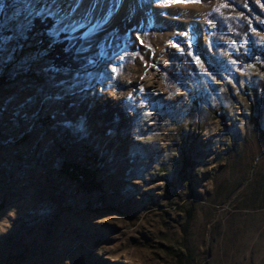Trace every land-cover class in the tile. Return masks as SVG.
<instances>
[{"label":"rangeland","instance_id":"obj_1","mask_svg":"<svg viewBox=\"0 0 264 264\" xmlns=\"http://www.w3.org/2000/svg\"><path fill=\"white\" fill-rule=\"evenodd\" d=\"M197 4L208 38L122 19L53 39L0 0V264H264V0ZM56 41L80 65L64 88Z\"/></svg>","mask_w":264,"mask_h":264},{"label":"snow or ice","instance_id":"obj_2","mask_svg":"<svg viewBox=\"0 0 264 264\" xmlns=\"http://www.w3.org/2000/svg\"><path fill=\"white\" fill-rule=\"evenodd\" d=\"M162 2L167 5L180 2L195 3L199 0H162ZM144 3L145 0H129V14L131 15L137 8L142 7ZM123 4L124 0H23L22 8L14 13V17L24 15V22L18 25V33L21 37L25 30L31 29L34 19H40L41 21H52L47 32L50 38H58L64 34L66 37L76 39V34L80 33L79 39H84L103 30L123 7ZM215 11L219 12L220 9L217 8ZM14 39H16L15 34L12 36L0 34V54L11 51L7 45ZM76 51L77 53L82 52L83 48H78ZM46 71L53 73L49 77L52 88H64L66 82L55 78V75L60 71L57 66L50 65ZM76 86L78 85L74 84L71 87L75 88ZM60 98L59 93L44 96L45 101Z\"/></svg>","mask_w":264,"mask_h":264},{"label":"bare ground","instance_id":"obj_3","mask_svg":"<svg viewBox=\"0 0 264 264\" xmlns=\"http://www.w3.org/2000/svg\"><path fill=\"white\" fill-rule=\"evenodd\" d=\"M207 11L208 10H201L197 2L195 3L180 2V3H170L166 5L162 2V0H145L144 5L142 7L137 8L130 15L129 0H124L123 7L119 9L118 13L114 15V17L111 19V22L108 25L118 24L122 19H132L136 22L137 21L150 22L152 26L157 24L158 26H162V25L167 26L170 22H174L183 25L182 27L184 28L180 27L182 29L179 30L181 32L180 36H182V38L184 37V39L190 40L195 38L196 35H200V34L203 35L205 38H208V33L206 32V27H205ZM77 15H79V13H77ZM161 35L163 37L165 36V38L170 37V33L167 30ZM130 70L135 71L134 69L129 67V71ZM151 73L148 76L146 75L144 76V74L143 73L142 74L145 78H150L152 75ZM138 79H140L141 81L142 78L139 77ZM130 95L132 96V94ZM93 110L100 112V116L98 119L99 122L108 120V114H107L108 108L106 110L102 108L101 109L93 108L92 111ZM113 128L115 129L116 127ZM111 135L112 134H110L105 138L106 141H110V139L112 138Z\"/></svg>","mask_w":264,"mask_h":264},{"label":"trees","instance_id":"obj_4","mask_svg":"<svg viewBox=\"0 0 264 264\" xmlns=\"http://www.w3.org/2000/svg\"><path fill=\"white\" fill-rule=\"evenodd\" d=\"M202 3L210 4L212 0H201ZM245 1V0H243ZM52 25L51 20L41 21L40 19H34L31 29L28 30V37L33 36L35 33L47 37V32ZM28 39V38H27ZM44 39V38H43ZM46 40H48L46 38ZM66 43V42H65ZM63 41H56L52 43V47L48 49V57L51 58L53 64L58 68H69L75 69L79 67L78 61H75L74 48H68ZM263 53V52H262ZM7 79V76H2L0 78V83H3ZM64 169L67 174L70 175L74 180H76L82 187L87 191H92L101 188V181L98 177V170L92 169L89 165H65Z\"/></svg>","mask_w":264,"mask_h":264}]
</instances>
